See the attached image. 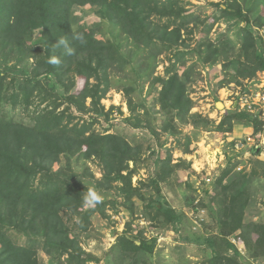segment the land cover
<instances>
[{"label": "trees", "instance_id": "1", "mask_svg": "<svg viewBox=\"0 0 264 264\" xmlns=\"http://www.w3.org/2000/svg\"><path fill=\"white\" fill-rule=\"evenodd\" d=\"M234 2L233 5H223L222 15L207 25L205 31L209 34L218 20L229 16L246 23L242 28L243 58L229 59L224 63L225 69L230 70L228 79L222 80L219 87L231 81L240 84L242 79H254L259 72H264V37L256 35L257 28L264 25V17L258 15L254 21L250 17L262 7L264 0H259L257 6L252 5L248 11L244 9L243 3L238 0ZM163 3V0H0V50L8 49L26 56L33 54L35 59V65L30 69L0 67V264H39L38 249H44L56 264H63L65 255L69 264H86L89 261L90 257L83 251L78 238L71 235L72 231L66 222L74 215L79 216L83 220L79 227L87 229L86 220L95 210L83 207L80 176L78 170L70 166L73 160L79 163L81 160L97 158L104 167L107 182L121 181L124 196L130 201L136 196L142 197L140 189L132 185L134 173L130 169V162L136 161L141 152L139 138L133 136L130 141L118 132L93 133L90 130L95 121L93 115L90 121L79 125L73 123L76 115L67 114V109L58 113L56 109L66 101L78 112L89 113L93 109L88 106L87 100L90 98L91 104L98 106L111 86L110 69L124 72L131 66L133 71H138L133 60L122 51V43L109 37L97 38L95 28L85 29V26L73 20L72 9L75 5H90L104 10V16L121 27L130 38L128 45H143L154 58L166 51L172 52V62L163 76L154 75L156 66L144 70L142 76L147 80L153 77L154 87L160 85L156 103L166 115L162 129L176 134V119H187L195 107L194 99L189 95L194 66L186 68L183 63L187 54L191 55L195 50L188 49L181 27L170 28L172 20L177 22L183 18L182 24H185L188 18L165 5L160 6ZM154 15L161 19L168 18L167 23H154L151 21ZM34 30H40V37L35 43L37 50L34 45L25 47L24 42ZM74 34H82L86 42L81 44L76 41L73 39ZM60 38L66 39L73 48L71 55L66 54L63 46L57 45ZM203 46L208 51L204 62H212L221 54L212 39L208 38L198 45V54H201ZM1 55L2 52L0 66L5 64L1 61ZM52 56H57L61 63L49 64L48 60ZM180 63L184 68L182 71ZM72 70L84 78V84L76 92H72L76 88L75 79L65 82V77ZM52 75L56 76L64 89L63 95L56 92L54 84L57 82L53 81ZM92 78H96L97 83H91ZM122 82L119 87L128 100L132 114L146 107L144 103L137 105L133 101V94L139 88L128 81ZM103 84L106 86L102 87ZM35 96H40L42 101L55 97L60 103L55 101L52 109L45 107L29 113L31 123L8 117L5 111L7 105L17 109L22 103L30 112L31 99ZM237 108L238 105L224 115L218 130L230 133L236 124H252L255 132L262 131V111L254 114L248 108L240 107L244 109L242 111H237ZM106 114L110 117L111 112ZM192 116L204 122L209 121L199 114ZM136 120L138 122H132L136 128L145 127L141 125L140 117ZM191 143L189 138L185 149L187 153L190 152ZM254 149L257 155L262 153V149L257 146ZM162 162L161 175L152 181L157 189L173 173L172 157L168 156ZM62 163L70 169L60 168L51 173L52 165ZM234 167L229 164L215 179L212 191L206 189L200 192L198 203L192 200L190 205L198 219L201 211L207 208L218 227L217 233L204 238L212 254L202 264H248L251 260H264V223L244 222V210L251 201L252 193L242 180L247 177L246 174H239L242 179L232 176ZM211 202H219L220 208H212ZM97 206L104 212L103 203ZM149 207L155 210L148 212L152 223L159 221L179 231V225L186 221L183 211H177L162 199L152 200ZM128 230L118 236V255L132 258L131 264H137L139 255L147 254L151 258L157 239L146 238L142 231L130 237ZM238 231L245 243V254L229 239ZM254 234H257L255 240Z\"/></svg>", "mask_w": 264, "mask_h": 264}, {"label": "rangeland", "instance_id": "2", "mask_svg": "<svg viewBox=\"0 0 264 264\" xmlns=\"http://www.w3.org/2000/svg\"><path fill=\"white\" fill-rule=\"evenodd\" d=\"M163 1L164 3L160 6L165 5L179 13L181 12L182 16L188 18L185 19V24H182L183 18L177 22L172 20L170 28L181 27L183 38L186 39V45L189 46L188 49L195 50L191 55L187 54L183 62L186 68L194 66L193 80L189 84V95L195 102V107L191 112L192 115L199 114L209 119L208 122H204L192 115L187 119L178 118L176 119V134H171V132L162 129L166 115L162 113L156 103L160 85L154 87L153 77L147 80L142 76L144 70H151L155 66L154 75L163 76L172 62L170 60L172 52L166 51L154 58L145 46L134 43L128 45L130 38L120 26H116L104 16V10L90 5H75L72 9L73 20L78 25L85 26V29L95 28L97 38L109 37L122 43V51L133 60V65L138 68L137 72L133 71L131 66L124 72L110 69L111 86L98 106H93L90 98L87 100L88 106L93 109L89 113L78 112L66 101L62 102L56 109L58 113L67 109V114L76 115L73 123L79 125L87 120L90 121L93 115L95 121L90 129L93 133L118 132L128 137L130 141H132L133 136H136L142 143L137 160L130 162V169L134 173L132 185L138 187L142 192V197L136 196L132 199L134 204H131L132 201L124 196L121 181L107 182L105 180L104 167L97 158L81 160L79 163H75L76 160H73L72 165L69 164L78 170L83 195L87 188H94L103 196L104 212L98 206L93 208L95 210H93L89 220H86L87 229L79 227L83 223L79 216L74 215L66 220L72 231L71 235L78 238L83 251L90 257L86 264H131L132 258L119 256V248H116L118 236L128 229L130 237H134L138 235L139 231H142L146 238L157 239L151 258H148L147 254L139 255L137 264H202L212 254V249L208 247L204 238L217 233L218 227L216 220L212 219V214L208 212L207 208L201 211L198 219L190 205L192 200L195 201L198 196L199 200L201 199L200 192L206 189L212 191L215 179L229 164L236 166L233 168L232 176L234 178L242 179L239 174H246L247 177L242 180L246 182L247 189L252 193L251 201L244 210V222L258 221L264 223V125L262 131L258 133L255 132L252 124H236L233 132L230 133H223L217 128L224 115L233 111L235 106L238 105L237 111L244 110H241L240 107L244 102L246 104L245 93L249 92L250 86L261 85L264 87L262 86L264 85V72H259L252 83L251 79H242L240 84L231 81L225 82L223 87H219L222 80L228 79V70H230L225 69L224 63L229 59L243 58L241 53L242 28L246 23L230 16L221 18L207 34L205 32L207 25L222 15L221 7L226 4L233 5L234 0ZM238 1L243 3L244 9L248 11L252 5L257 6L256 3L259 0ZM261 6L252 13L251 21H254L258 15L264 17V4ZM167 19H161L154 15L151 21L163 25L167 23ZM263 33L264 25L257 28L256 35L259 36ZM39 37L40 30L31 31L24 41L25 47L34 45V49L37 50L38 46L35 43ZM208 38L212 39V42L221 51V54L217 55L212 62H204L205 53H208L205 46L201 47V54H198L197 50L198 45ZM0 52H2L1 61L5 63L0 66L1 68L17 66L21 69H30L35 65L33 54L26 56L8 49H1ZM179 67L181 71L184 69L181 63ZM52 79L57 82L54 84L56 92L63 95L64 89L59 85L56 76L52 75ZM70 79L77 81L76 88L72 92L78 91L84 84V78L78 75L76 70H72L69 76L65 77V82L68 83ZM122 81L133 83L135 87L139 88L133 94V101L137 105L144 103L146 106L143 107L144 109L139 108L132 114L128 100L119 87L123 83ZM91 83H97V79L92 78ZM105 86L106 84L102 85V87ZM241 98H244V101ZM31 101L30 112L25 109L26 106L22 103L18 105L17 109H12L11 105H7L5 111L8 117L31 123L29 113L36 109L43 110L45 107L52 109L55 107V101L57 104L60 103V100L55 97L42 101L40 96H35ZM219 101L223 102L225 107L219 108L217 106ZM113 106L115 109H112ZM245 109L247 110L246 107ZM110 112L109 117L106 113ZM137 117L141 118V125L143 124L145 127L136 128L132 124L133 121H137ZM128 118L131 119L128 121ZM66 122L67 118H65L64 123ZM249 136L255 139V142H252L248 138ZM189 138H191L192 143L190 144V152L187 153L185 149ZM256 145L262 149L260 155L256 154L254 149ZM168 156L172 157L173 173L165 182H161L157 189L152 181L159 174L161 175L162 161ZM60 168L70 169L68 166L65 167L64 163L54 164L51 166V173L59 171ZM157 198L166 201L177 211L185 213L186 221L183 225H179V231L168 228L159 221L153 223L149 221L148 212L155 211L149 207V203L151 204V201ZM132 205L133 208H131ZM211 205L214 209L220 208L219 202L216 204L211 202ZM203 222L206 224L204 225ZM128 224H130V228ZM240 233V231L234 233L235 236H231L229 239L236 243L241 251L245 252V243ZM256 238L257 234H254L253 239ZM66 257L67 255L63 258V264H69ZM37 259L39 264H56L52 262V257L44 249H38ZM262 262L263 260L259 262L251 260L247 263L260 264Z\"/></svg>", "mask_w": 264, "mask_h": 264}, {"label": "clouds", "instance_id": "3", "mask_svg": "<svg viewBox=\"0 0 264 264\" xmlns=\"http://www.w3.org/2000/svg\"><path fill=\"white\" fill-rule=\"evenodd\" d=\"M73 39H75L76 41L80 42L81 44L86 42L85 39H84V36L82 34H74L73 35ZM57 45L58 46H63V48L66 50V54L67 55H71L73 53V51H74L73 48H71L69 46L68 41L66 39H64V38H60L58 40V42H57ZM48 63L52 64V65H59L61 63V60L57 56H52L48 60ZM254 81H255V78L251 79V83L254 82ZM260 111L261 110H257L256 113H258ZM256 113H254V114H256ZM262 118H263V116H262ZM82 200H83V207H85V208H95L98 204L103 202V196L96 189L87 188V191L84 193V195L82 197ZM243 254H245V253H243Z\"/></svg>", "mask_w": 264, "mask_h": 264}, {"label": "built area", "instance_id": "4", "mask_svg": "<svg viewBox=\"0 0 264 264\" xmlns=\"http://www.w3.org/2000/svg\"><path fill=\"white\" fill-rule=\"evenodd\" d=\"M264 37V33L261 34ZM259 86V87H258ZM255 87L250 86L249 87V92L245 93L246 94V104L244 102L243 105H241V108H248V110L252 113H256L257 110L262 111V116H264V87H261V85H258ZM264 86V85H262ZM242 101H244V98H241ZM254 108V110H253ZM264 118V117H263ZM252 142H255V139H253L251 136L248 137ZM247 144V142H245ZM199 198L195 200V203H198ZM240 249V248H239ZM241 251V249H240ZM242 253H245L241 251ZM260 264H264V261Z\"/></svg>", "mask_w": 264, "mask_h": 264}, {"label": "water", "instance_id": "5", "mask_svg": "<svg viewBox=\"0 0 264 264\" xmlns=\"http://www.w3.org/2000/svg\"><path fill=\"white\" fill-rule=\"evenodd\" d=\"M217 106L220 108V107H225V104L223 103V102H221V101H219L218 103H217ZM258 150H260V149H258Z\"/></svg>", "mask_w": 264, "mask_h": 264}]
</instances>
